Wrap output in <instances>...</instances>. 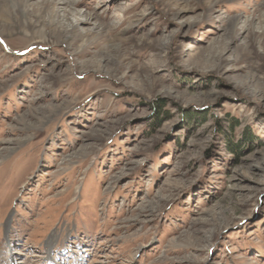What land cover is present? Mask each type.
I'll return each mask as SVG.
<instances>
[{
    "label": "rangeland",
    "instance_id": "374dc122",
    "mask_svg": "<svg viewBox=\"0 0 264 264\" xmlns=\"http://www.w3.org/2000/svg\"><path fill=\"white\" fill-rule=\"evenodd\" d=\"M0 264H264V0H0Z\"/></svg>",
    "mask_w": 264,
    "mask_h": 264
},
{
    "label": "bare ground",
    "instance_id": "6f19581e",
    "mask_svg": "<svg viewBox=\"0 0 264 264\" xmlns=\"http://www.w3.org/2000/svg\"><path fill=\"white\" fill-rule=\"evenodd\" d=\"M68 4V3H67ZM71 5H74V3H72ZM13 8V7H12ZM59 24H60V22H59ZM51 25V24H50Z\"/></svg>",
    "mask_w": 264,
    "mask_h": 264
}]
</instances>
